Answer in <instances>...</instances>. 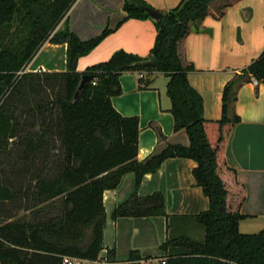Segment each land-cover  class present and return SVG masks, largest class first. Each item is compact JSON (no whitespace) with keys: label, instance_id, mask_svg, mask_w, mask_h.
<instances>
[{"label":"trees","instance_id":"obj_1","mask_svg":"<svg viewBox=\"0 0 264 264\" xmlns=\"http://www.w3.org/2000/svg\"><path fill=\"white\" fill-rule=\"evenodd\" d=\"M76 1L0 0V154L31 168L27 175L33 184L31 193L23 190V201L32 203L31 217L19 218L7 208L13 192L5 185L0 163V264H64V258L100 261L106 224L102 195L116 189L126 174L134 175V191L114 208L111 219L164 217L168 235L160 250L165 264H264V229L252 235L238 231L245 218L240 213L245 188L224 159L228 135L240 121L234 112L238 88L253 79L264 84V49L223 87L220 119L207 120L202 97L188 81L194 67L182 61L178 47L215 0H181L157 21L143 10H154L144 1L123 0L125 19L150 20L155 27L149 55L142 58L118 50L81 73L76 70L78 59L110 31L78 39L66 18ZM45 43L66 45V70L18 75ZM150 57L154 68L133 65ZM126 72L144 73L142 89L154 75L166 78L174 132L184 131L188 146L167 144L137 160L138 118L120 115L111 104V98L121 94L119 77ZM82 75L90 80L74 100ZM174 158L196 163L192 176L208 200L207 210L172 217L161 193L137 194L144 175ZM56 201L57 214L43 213ZM177 219L200 226L203 239L174 234ZM127 259L131 264L144 260L135 251ZM106 260L115 262L111 250Z\"/></svg>","mask_w":264,"mask_h":264},{"label":"crops","instance_id":"obj_2","mask_svg":"<svg viewBox=\"0 0 264 264\" xmlns=\"http://www.w3.org/2000/svg\"><path fill=\"white\" fill-rule=\"evenodd\" d=\"M158 13H167L181 0H142ZM123 0H77L66 15L70 30L85 41L104 29L109 34L87 55L78 59L76 70L107 61L118 50L145 58L152 49L156 30L150 20L125 19ZM184 63L194 71L188 75L190 85L201 95L203 115L215 121L221 116V94L225 84L256 59L264 49V0H215L208 15L191 26L179 44ZM66 45L45 43L26 66L25 72H64ZM138 73L126 72L119 77L121 94L111 98L112 107L124 117L138 118V152L141 161L168 145L188 146L184 131L174 132L166 95V78L154 75L147 89H142ZM234 112L240 121L230 131L224 148L228 167L236 171V179L245 188L238 224L241 234L252 235L264 229V84L247 82L237 91ZM159 133V134H158ZM159 135L163 138H159ZM196 163L174 158L142 177L139 196L159 192L166 213L172 217L197 215L208 209V200L196 186L192 171ZM134 191V175L122 177L118 187L103 192L106 216L103 232L104 250L113 252L115 262L127 261L130 251L143 261L158 264L165 260L160 245L168 235L164 217L111 219L114 208ZM174 234L186 233L202 240L203 229L187 219H177ZM176 221V220H175Z\"/></svg>","mask_w":264,"mask_h":264},{"label":"rangeland","instance_id":"obj_3","mask_svg":"<svg viewBox=\"0 0 264 264\" xmlns=\"http://www.w3.org/2000/svg\"><path fill=\"white\" fill-rule=\"evenodd\" d=\"M16 160L17 161L12 160L6 153L0 154V163L5 178V185L13 192V199L11 203L7 205V208H12V212L18 215L19 218L26 219L31 217L32 210L30 208L32 207V203L25 202V198L23 201V190L27 191L28 194L32 192L33 184H31L30 176L27 175L28 170L30 171L31 168L22 165L19 159ZM56 203L57 204H49L48 209L43 210V213H48L49 215L57 214L59 211V202L56 201ZM25 209H29L27 210L28 212H26ZM42 209L43 208L40 207V210Z\"/></svg>","mask_w":264,"mask_h":264},{"label":"water","instance_id":"obj_4","mask_svg":"<svg viewBox=\"0 0 264 264\" xmlns=\"http://www.w3.org/2000/svg\"><path fill=\"white\" fill-rule=\"evenodd\" d=\"M143 10H145V12L149 15V17L152 20H154V21H157V20H159L161 18V14L158 13L157 11H155V10H152V9H149V8H143ZM133 65L136 66V67H151V68H154L155 61H154V59L152 57H150L146 61H142V62H139V63H135ZM89 80H90V77L87 76V75H82L80 77V80H79L77 89H76L75 94H74V100L77 98L78 93L81 90H83V88L85 87L86 83Z\"/></svg>","mask_w":264,"mask_h":264},{"label":"built area","instance_id":"obj_5","mask_svg":"<svg viewBox=\"0 0 264 264\" xmlns=\"http://www.w3.org/2000/svg\"><path fill=\"white\" fill-rule=\"evenodd\" d=\"M25 73V69L21 72L18 73V75H21ZM138 77L139 78H143L144 77V73L140 72L138 73ZM252 84L254 85H257L258 84V81H256L255 79H253L251 81ZM102 259L100 261H95V262H89V261H86V260H80V259H72V258H64L63 259V263L64 264H131L129 261H124V262H108L106 260V257H101ZM139 264H150L149 262H144V261H141L139 262ZM158 264H165V260H160L158 262Z\"/></svg>","mask_w":264,"mask_h":264}]
</instances>
